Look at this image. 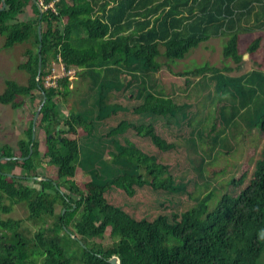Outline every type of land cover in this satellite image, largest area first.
Masks as SVG:
<instances>
[{
	"label": "trees",
	"instance_id": "16d2710c",
	"mask_svg": "<svg viewBox=\"0 0 264 264\" xmlns=\"http://www.w3.org/2000/svg\"><path fill=\"white\" fill-rule=\"evenodd\" d=\"M51 1L41 12L36 0H0L4 46L30 45L19 64L27 82L7 79L0 102L32 106L35 115L46 97L36 123V133L38 127L46 136L44 155L33 139L34 118L19 139V154L0 145V264H112L113 256L119 264H264V142L251 174L230 178L233 190L220 198L207 193L208 179L189 190L193 177L178 175L180 161L162 160L190 145L191 164L200 159L203 165L215 151L232 153L240 134L259 146L264 70L231 76L196 64L176 74L198 77L184 95L158 76L213 37H226L224 57L242 62L241 35L264 27V0ZM29 6L34 16L23 19ZM261 41L253 39L247 51L256 52ZM54 61L67 74L47 85ZM74 69L87 83L71 100ZM113 91L120 102L107 101ZM195 93L200 97L193 102ZM79 128L100 140L96 153L108 150L107 163L116 167L112 177L90 170L85 187L76 179L83 136L68 135ZM166 128L180 141L166 137ZM48 164L57 168L56 178L39 172ZM195 169L204 177L201 165ZM148 187L159 200L157 212L137 217L131 199ZM112 190L128 195L127 207L112 201ZM19 205L26 217L10 216ZM26 220L38 225L34 232ZM108 228L113 242L104 246L96 239Z\"/></svg>",
	"mask_w": 264,
	"mask_h": 264
},
{
	"label": "rangeland",
	"instance_id": "374dc122",
	"mask_svg": "<svg viewBox=\"0 0 264 264\" xmlns=\"http://www.w3.org/2000/svg\"><path fill=\"white\" fill-rule=\"evenodd\" d=\"M37 1V0H36ZM45 8L47 6H42ZM29 6L28 11L22 14L23 19L32 18L34 13ZM35 18V17H34ZM242 42H240V50L243 54V60L240 63L234 62L231 58H225L223 55V44L226 41V37H213L210 40L201 43L198 47L193 48L188 56L179 62L172 63L170 65L171 69L165 66L159 71L158 76L162 78L163 82L167 84V88L169 91H176L178 94H185L186 92L193 89L195 83L198 81V77L192 75H176L179 72L187 69H194L197 64H205L209 63L211 66L222 68L229 75H241L253 68H261L264 70V27L256 28L253 32H247L241 35ZM256 37H261V45L259 49L250 53L247 51V47L249 42H251ZM5 36L0 34V93H2L6 87V80L12 79L16 80L22 84H25L28 79V75L19 68V64L27 60V56L25 55V49L30 46L29 44H16L12 47H5ZM52 73L46 79V84L51 85L53 80H56L59 77L66 75L64 66L57 61L53 62L52 65ZM231 67V70L225 69ZM70 79L72 81L71 87L75 88L71 100L77 98V89L81 92L85 86L86 81L80 78V75H77L76 69L70 71ZM186 78H192V82L190 88L184 90L186 85ZM175 88V89H174ZM200 95L195 93L192 96L193 102L199 99ZM39 99L41 96H38ZM36 103L38 104V100ZM121 97L115 91L110 93L107 101L109 103H118L121 101ZM192 102V101H191ZM200 106L201 102H200ZM32 106H22L18 109H14L11 105H7L0 102V145L9 144L11 145L17 154L18 151V142L21 137L24 135V130L29 126L31 120L35 117L32 113ZM66 110V111H65ZM64 112H67V109H64ZM123 115V114H122ZM124 116V115H123ZM120 116L116 118L118 120ZM116 122V121H115ZM165 136L171 140H174L175 134L171 130V128L165 129ZM256 134L257 131L253 130ZM38 139L40 140V150L42 155L45 152V133L42 129L37 127L36 133ZM70 137H79L81 138V151L83 153V164L81 167H78V172L76 175V179L82 187H85L86 182L91 179L90 170L99 171L104 177H112L114 170L116 169L115 165L112 161L107 163V159L111 160L112 155L109 154V151L98 152L97 146L100 143V140H97L96 136H85V131L81 128L78 129L76 134L68 133ZM252 137V136H251ZM239 141L238 144L234 147L232 146V153H228L223 151L221 153H217L216 151L211 154V157H207V161L201 164V160L199 162H195V164H191L190 158H196L195 152L191 148L192 146H181L182 150L180 152L170 151V153L165 154L162 157L163 161H167L169 164L176 163L177 160L180 161L181 170L179 174H183V176L187 178L193 177L191 184L189 185V190H196L202 188L204 186L205 180H209V189L208 191H213L220 198V195L224 194L226 191L233 190L231 185L228 183V180L233 176L237 177L247 172V176L251 174L252 169L255 165L256 159L259 156V152L262 148L261 144L264 142V137L261 140L259 146L256 145L255 141H251V138L245 139L242 134L237 139ZM180 141L177 140V142ZM237 147V148H236ZM185 151H184V150ZM189 154V155H188ZM202 154L200 153V156ZM43 161L47 162L48 158L43 156ZM199 165L204 169V177L199 175V171L195 169ZM113 167V169H112ZM18 173H21V170L18 169ZM39 172L44 174L45 176H49L52 178L57 177V168L53 165L42 166L39 168ZM197 182V185H194V182ZM239 190V188H237ZM221 191V193H220ZM111 195H114L115 198H112V201L116 203H121L126 206L127 196L126 194L117 193L112 190L110 192ZM132 210H135V215L137 217L143 215H151L154 216L157 212L156 204L159 203L158 198L156 199V194L150 192V187L147 189H141V191L136 194L133 199ZM22 206H17L16 211L10 213V216L15 218H23L26 217V211L21 208ZM127 207V206H126ZM57 211H60L58 207ZM53 221H49L52 223ZM24 226L28 227L32 232L37 229L38 225L33 224L29 221H25ZM96 242H101L104 246H110L113 242L111 237V228H108L106 231V235L104 238L96 239Z\"/></svg>",
	"mask_w": 264,
	"mask_h": 264
},
{
	"label": "water",
	"instance_id": "95a60500",
	"mask_svg": "<svg viewBox=\"0 0 264 264\" xmlns=\"http://www.w3.org/2000/svg\"><path fill=\"white\" fill-rule=\"evenodd\" d=\"M4 5H5V3H4ZM40 6V5H39ZM40 10H41V12L43 11V8L40 6ZM39 37H40V39H42V26H39ZM41 49H42V43H40V45H39V68H38V73L40 74L41 73V71H42V53H41ZM45 101H46V97H44V99H43V101H42V103L40 104V106H39V108H38V110H37V112H36V114H35V117H34V129H33V139L35 138V136H36V123H37V119H38V117H39V115H40V113H41V109H42V107H43V105H44V103H45ZM110 262L112 263V264H119L120 262H119V258L117 257V256H113L111 259H110Z\"/></svg>",
	"mask_w": 264,
	"mask_h": 264
},
{
	"label": "built area",
	"instance_id": "2783aa9c",
	"mask_svg": "<svg viewBox=\"0 0 264 264\" xmlns=\"http://www.w3.org/2000/svg\"><path fill=\"white\" fill-rule=\"evenodd\" d=\"M38 4L42 5V6H47L45 8H48V7H51V6H54V2L51 1L50 3H46V0H37ZM55 84V80H53V83L51 85H54Z\"/></svg>",
	"mask_w": 264,
	"mask_h": 264
}]
</instances>
